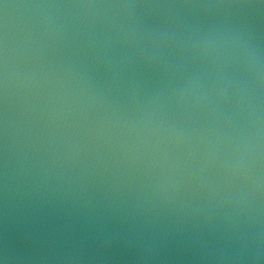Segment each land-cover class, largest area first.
Returning <instances> with one entry per match:
<instances>
[{"label":"water","instance_id":"1","mask_svg":"<svg viewBox=\"0 0 264 264\" xmlns=\"http://www.w3.org/2000/svg\"><path fill=\"white\" fill-rule=\"evenodd\" d=\"M0 264H264V0H0Z\"/></svg>","mask_w":264,"mask_h":264}]
</instances>
